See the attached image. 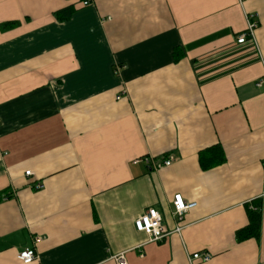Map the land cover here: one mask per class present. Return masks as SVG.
<instances>
[{
	"label": "crops",
	"instance_id": "0c3cea01",
	"mask_svg": "<svg viewBox=\"0 0 264 264\" xmlns=\"http://www.w3.org/2000/svg\"><path fill=\"white\" fill-rule=\"evenodd\" d=\"M83 1L0 0V264H264V0ZM176 193L196 202L178 233ZM148 207L161 241L134 227Z\"/></svg>",
	"mask_w": 264,
	"mask_h": 264
},
{
	"label": "built area",
	"instance_id": "2783aa9c",
	"mask_svg": "<svg viewBox=\"0 0 264 264\" xmlns=\"http://www.w3.org/2000/svg\"><path fill=\"white\" fill-rule=\"evenodd\" d=\"M241 1V0H239ZM89 2L87 0L83 1V5H87ZM254 14H247V24L246 28L240 32L236 37L237 44H243L247 38L252 39L254 42V30L257 28V21L255 20ZM264 61V60H263ZM264 83V74L256 81V86L259 87ZM161 162L158 158L153 155H145L138 157L134 162H144L152 169H158L160 165L168 166L171 164L170 158L167 156H161ZM264 170V167H263ZM26 176L30 175V171H25ZM42 185H37V188H41ZM196 206L194 201H185L181 194L176 193L170 200L171 214L175 219L176 226L174 232H180L181 226L179 222L181 221L183 215L189 210ZM134 227L137 231L143 232L148 236V241L156 242L161 241L166 235V231L163 228V217L161 213L154 207H148L141 213L134 221ZM211 255L208 252H195L188 256V260L192 263L193 260L208 261ZM17 258L24 264L31 263L33 260L37 259V253L34 246L26 247L17 254ZM116 264H128L124 254L118 253L113 256Z\"/></svg>",
	"mask_w": 264,
	"mask_h": 264
},
{
	"label": "trees",
	"instance_id": "16d2710c",
	"mask_svg": "<svg viewBox=\"0 0 264 264\" xmlns=\"http://www.w3.org/2000/svg\"><path fill=\"white\" fill-rule=\"evenodd\" d=\"M73 6H67L54 13L55 17L60 20H67L73 13ZM14 25L9 23L8 26ZM225 161V155L220 144H213L198 153V164L201 170L210 169ZM252 207H247L248 223L245 227L236 231L237 241H243L248 238L258 237L261 223V202L253 201Z\"/></svg>",
	"mask_w": 264,
	"mask_h": 264
}]
</instances>
